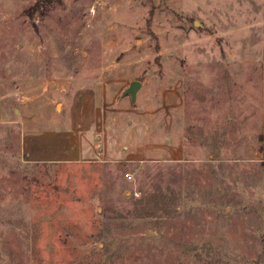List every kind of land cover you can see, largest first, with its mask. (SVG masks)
<instances>
[{"label":"rangeland","instance_id":"374dc122","mask_svg":"<svg viewBox=\"0 0 264 264\" xmlns=\"http://www.w3.org/2000/svg\"><path fill=\"white\" fill-rule=\"evenodd\" d=\"M36 1L0 0V264H264V0Z\"/></svg>","mask_w":264,"mask_h":264},{"label":"crops","instance_id":"0c3cea01","mask_svg":"<svg viewBox=\"0 0 264 264\" xmlns=\"http://www.w3.org/2000/svg\"><path fill=\"white\" fill-rule=\"evenodd\" d=\"M0 81V119L3 115V106H2V87ZM262 141H261V149L258 155V161L261 167V182L264 186V64L262 69Z\"/></svg>","mask_w":264,"mask_h":264},{"label":"water","instance_id":"95a60500","mask_svg":"<svg viewBox=\"0 0 264 264\" xmlns=\"http://www.w3.org/2000/svg\"><path fill=\"white\" fill-rule=\"evenodd\" d=\"M142 81L139 79H133L130 85L123 91L124 94H131L133 99H136L137 91L141 87Z\"/></svg>","mask_w":264,"mask_h":264},{"label":"trees","instance_id":"16d2710c","mask_svg":"<svg viewBox=\"0 0 264 264\" xmlns=\"http://www.w3.org/2000/svg\"><path fill=\"white\" fill-rule=\"evenodd\" d=\"M52 2H53L52 0H37L36 4L49 5V4H52ZM55 2L60 3L61 0H55Z\"/></svg>","mask_w":264,"mask_h":264}]
</instances>
